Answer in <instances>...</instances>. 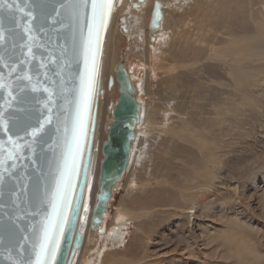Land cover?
I'll use <instances>...</instances> for the list:
<instances>
[{
	"label": "rangeland",
	"instance_id": "rangeland-1",
	"mask_svg": "<svg viewBox=\"0 0 264 264\" xmlns=\"http://www.w3.org/2000/svg\"><path fill=\"white\" fill-rule=\"evenodd\" d=\"M220 1L200 0L201 5H195L197 1L194 0L192 7L183 9L185 13L178 10L177 14L182 18L180 28L174 27L173 21L167 24L169 29L164 31L163 36H158L151 50L150 61L147 58L145 30L142 36L125 40L118 38L115 24L110 31L107 29L106 42L104 41L103 44L104 80L111 66L115 70L120 65H126L134 75L135 88L142 89L141 99L150 102L151 126L147 147L143 146L145 149H142L147 155L142 167L140 166V169L132 174L130 179L133 181L130 180V183H128V172L117 183L118 186L116 185L114 189L106 211V222L101 230L91 234L92 243L90 242L86 247L83 254L85 259L81 264H113L112 262L117 258L122 264H264V60L250 56L248 53L243 59L241 52H231L229 49L235 50V48H231V44L222 40L223 35L216 36L215 45L209 50L208 59L203 62L206 64V74L209 76V79L208 76L206 79L217 84V90L222 89V85L225 87L223 90H227L226 92L218 90V93L222 94H218L219 100L230 99V102L240 105L242 111L222 110L226 121L224 126L230 128L231 132L225 138L224 147L218 149L221 163L214 167V184L210 188L206 187L208 192L200 201L203 208L198 207L191 211L192 218L181 215L179 208L182 209L185 205L180 203L176 206L180 199L178 197V200L172 199L176 193L169 184V181H176L178 173L168 171L167 165L170 163L178 165L179 161L173 160V162L171 159L179 156L180 150L187 151L186 143L171 136L177 128L175 125L177 115L169 112L176 109V103L179 101L176 97L180 90H186L183 83H179L180 88H176V94L173 91H166L168 88L165 85L171 74L185 73V70L177 65L179 62L171 57V53L176 50L174 49L176 36L183 35L182 29L185 27L186 30L195 29V34H198L202 23L212 22L213 16L218 12ZM177 2L183 4L184 0ZM145 15L148 17L147 13ZM138 18L139 16L136 17L135 22H138ZM175 29L178 31L176 32ZM195 36L200 37V35ZM210 62L212 65H209ZM242 65L247 67V71L248 66L254 68L251 70L252 83H249L253 97L250 94L249 103L246 100L243 103V98L234 94L237 90L236 82L239 81L235 80V73L241 72ZM237 68H240L239 71ZM224 71H227L226 75ZM182 76L186 78L185 74ZM179 80H181L180 74L177 77V81ZM148 83L151 84L149 87L151 92L147 96ZM227 93L233 95L229 96ZM117 96V94L111 95L110 99L115 100ZM190 97V94L186 95V102L190 101ZM234 99L235 101H232ZM192 102L195 105L191 107L188 104L187 111L184 108L182 111L181 109L177 111L180 116L178 118L183 117L182 119L187 120L189 125L196 123L199 112H202L198 111L197 98H193ZM166 108L169 111L167 113L169 119H165L163 115V110L165 111ZM187 132L189 133V129ZM192 155H195L194 152ZM157 172H162L160 175L167 173L168 180L166 179L164 188L159 187L157 181H152V184L145 189L135 190V183H142V179L151 178L152 174ZM123 203L132 212L134 207L137 212L144 211L145 216L133 220L126 216L125 219L123 214H119L118 221L125 220L122 227L124 237L120 245L116 244L115 247L107 243V235L112 232L113 216Z\"/></svg>",
	"mask_w": 264,
	"mask_h": 264
},
{
	"label": "bare ground",
	"instance_id": "bare-ground-1",
	"mask_svg": "<svg viewBox=\"0 0 264 264\" xmlns=\"http://www.w3.org/2000/svg\"><path fill=\"white\" fill-rule=\"evenodd\" d=\"M177 1L178 0H115L108 25L109 28L107 27V29L110 31V28L115 24L118 38L125 40H133V38L142 36L141 34H143V31L145 30L147 58L150 61L152 56L151 50H153V47L158 40V36H163L164 31L169 29L167 24L170 21H173L172 23H174V27L179 29L182 18L177 14L179 12L178 10L184 12L183 9L193 6L192 2L194 0H184L183 4H179ZM196 1L195 5H201L200 0ZM218 7V12L213 16L212 22L202 23V27L199 28L200 33L195 34V29L186 30V27L182 29L181 33H183V35H177V33H175V35H177V42L176 48L174 49L176 50H173L171 53L172 55H170L179 62V64H176L180 65V69L183 68L182 70H185V73H178L181 76V80L179 81H177L178 74L173 75L170 73L171 75L169 74L170 76L168 77L167 85H165L168 88L166 90L167 92L173 91L175 94L176 88H180L178 85L179 83H183L182 85H184V88L186 89L184 91H178L179 95L176 98H178L179 101L176 103V109L169 112L168 108H166L165 111L163 110V115L166 119L168 112L176 113L177 124L175 123V125L177 128L173 131L171 136L175 137L178 141L187 144L186 152L180 150L181 154L171 159V161H179V164L170 163L167 165V170L176 171L178 173L176 181H169L171 188L176 193V195H173L172 199L178 200L177 197L180 199V202L177 201L176 206L183 203L185 207L183 206V208H179V210L181 211L182 216H186L189 219L192 218L190 217L191 211L198 207L203 208L200 201L204 195L207 194V189L213 186L214 167L221 161L218 158V149L224 147L226 143L225 138L229 136L231 132L230 128L224 126L226 121L222 115V110L236 112L241 108V106L236 105L235 102H230V99L229 101L226 99H218V94H220L218 92L223 90L224 86L222 85V89H218V91L217 84L215 85L214 82L211 83V80L206 79V76H208L206 74L207 68L205 67L206 64L203 62L208 59L209 50L214 47L217 35H223L224 37H221L222 40L231 44V48H235V50H229L233 53L238 51L241 52V55L243 54V59L248 53L250 56H255V58L260 57V59L264 60V0H221ZM146 13L148 14V17L145 15ZM184 13L183 15L185 16ZM138 16V22H135V19ZM169 18H171V20H169ZM175 31L177 32L178 30L175 29ZM195 35H200V37H196ZM104 41L106 42V39H104ZM104 51L105 47L103 46L100 71L98 74L97 92L92 110V122L95 121V130L93 132L92 159L88 175V183L91 191L86 190L85 192L83 208L81 209L82 211L78 222L79 225L83 226L81 231L83 242L76 255L71 260V264H81L85 259L83 254L88 244L92 241L91 234H93L96 229L98 231L101 230L106 222V211L117 183L120 182V179L127 172L129 173L128 183H130L132 174L136 173V170L140 169V166L142 167L147 156L143 153L142 149L147 147L146 143H148L147 138L149 136V127L151 126V120L149 119L150 102L144 101L143 98L141 99L140 92L142 89L140 90L138 87L135 88L134 75L126 65H120L115 70L114 67L111 66L108 69V74L105 76L104 80L102 74L105 60ZM249 59L250 58H248V60ZM231 63L232 62L229 64L231 65ZM214 64H216V62ZM209 65H212V62H210ZM240 67L241 72L238 74L235 73V80H239L236 82V93H231H234L236 97L243 98V100L241 99L242 101L246 100L247 103H249V96L252 93V90L249 88V83H252L251 75L253 74L251 73V70L254 68L248 66L247 71L245 65ZM173 68H175V66H173ZM216 68L218 67L216 66ZM212 73L215 74L214 72ZM226 73L227 71L225 72V75ZM182 74H185L186 78L183 77ZM232 79L230 78V80ZM125 85H127V87H125ZM147 86L148 96L151 92V88H149L151 84L148 83ZM223 91L226 92L227 90ZM228 93L230 92L228 91ZM114 94L118 95L117 99L111 100L110 96ZM187 94L191 95L190 101L188 100L189 102H186L187 100L185 97ZM251 96L253 97L252 94ZM121 97H125L131 105L134 119L130 127V139L127 142L128 153L126 163H124L122 168L119 169L117 161L111 158V156L115 154V150H112L109 144H111L110 130L116 121L114 116L115 109L118 106ZM224 97L228 98L227 96ZM193 98H197V101L199 102L198 111L201 110L202 112H199L200 114L196 119V123L189 125L187 120L182 119L183 117L178 118L180 116L177 111L180 109L182 111L183 108L187 111L189 109H187L188 104L193 107L195 105V103L192 102ZM232 101H235V99ZM169 102H171V100H169ZM236 102L238 101L236 100ZM220 104L223 106H220ZM211 108H213V110H211ZM240 111H242V109ZM188 129L189 133L187 132ZM172 130L174 129L172 128ZM91 134L92 131H90L89 135ZM106 146L109 147L107 152L104 151ZM192 152H194L195 155H192ZM160 173L162 172L153 173L151 178H144L141 181L142 183H135V190L145 189L152 184V181H157V185L164 188L163 186L166 183L167 173L162 175H160ZM101 193H103L101 196L103 206L97 209L95 206L96 202L94 194L99 195ZM124 204L125 203L120 205L119 209L113 216L112 223L114 228L112 232L107 235V243L114 246L116 244L120 245V242L124 237L122 234V227L125 224V220L118 221L119 214H123L124 217L126 216L133 220L140 219L143 215L145 216L144 211L137 212L135 211L136 207H134L132 212L131 210H128ZM176 206L174 205V207ZM85 209H87V211H85ZM150 211H152V209ZM96 215L101 216V221L99 223L94 221ZM126 217L125 219H127ZM140 260L143 261V259ZM112 263L122 264L119 258Z\"/></svg>",
	"mask_w": 264,
	"mask_h": 264
},
{
	"label": "snow or ice",
	"instance_id": "snow-or-ice-1",
	"mask_svg": "<svg viewBox=\"0 0 264 264\" xmlns=\"http://www.w3.org/2000/svg\"><path fill=\"white\" fill-rule=\"evenodd\" d=\"M4 3L5 0H0V11L4 10ZM12 4L16 5L15 10L24 12V9L19 7L18 0H12ZM27 4L30 10L24 12V15L31 19L20 25L22 31L9 30L12 34L10 38L19 45L21 55L17 58L18 64L13 65L0 55V65L7 69V79L11 80L15 73L16 80L31 82L32 77L29 73L32 64L27 57L31 55L34 59L32 44L35 37L32 21L37 19L35 15L37 9L40 10L41 16L53 18L54 13L55 16L63 17L64 21H67L70 46L62 49L63 67L70 69L73 64H82L83 67L80 71L69 72L67 79L62 76L60 81L53 80L51 89L48 86L43 88L32 86L29 89L26 84L17 85L20 92L25 94L29 91L46 94L31 97L34 105H39L33 108V111L38 113L34 118L31 116L21 118L16 115L17 112L25 110L14 107L13 102L17 106L24 104L28 102L27 96H16L11 83L5 82L6 77L0 75V93L7 92L11 97V101H6L5 111H0V129H3L8 142L15 148L16 141L23 138L20 136L21 132L25 137H31L30 147L47 143L44 138L51 137L52 143L48 144V149L56 158L54 172L46 179L42 189L37 187L40 209L35 214L41 216L39 223L30 226L28 230L30 234H25L24 229L18 224L15 225V231L20 232L22 241H30L31 252L25 256L24 243H19L20 255L14 264H64L62 257L71 264V256L75 254L83 228L78 224V220L83 208L84 193L85 190L91 191L88 183V168L91 164L89 128L98 85L96 56L102 39L101 33L113 11V0H58L57 3L51 4H46L44 0H27ZM61 23L63 24V21ZM3 46L4 37L0 32V47ZM25 48L27 54L24 53ZM41 66L45 67L43 64ZM57 84L58 88L55 87ZM57 148L60 150L58 157ZM32 151L35 153L34 147ZM16 158L14 151H10L6 157ZM2 164L3 162H0V166ZM4 182L5 177L0 175V187ZM18 186L22 192H27V186ZM3 195L4 193L0 191V197ZM102 195L103 193L94 194L97 209L103 206Z\"/></svg>",
	"mask_w": 264,
	"mask_h": 264
},
{
	"label": "water",
	"instance_id": "water-1",
	"mask_svg": "<svg viewBox=\"0 0 264 264\" xmlns=\"http://www.w3.org/2000/svg\"><path fill=\"white\" fill-rule=\"evenodd\" d=\"M46 4L57 3L58 0H44ZM19 7L24 9V12L30 10L27 0H18ZM115 0H113L114 8ZM11 5V8H9ZM2 11H0V32L3 33L4 46L0 47V55H3L9 63L13 65L18 64V57H20V49L18 43L11 39L10 29L22 31L20 25L27 23L28 16L24 15V12L15 10L16 5L12 4V0H5ZM36 20L32 21L33 24V36L35 40L32 44V51L34 53V59L31 55H28V59L31 60L32 77L31 82L27 80H16L15 73L11 80L7 79V69L0 65V75L6 77L5 82L11 83L12 91L16 96L25 97L27 101L24 104L16 105L13 102L14 107H20L25 111L17 112L16 115L24 118L26 116L35 117L38 115L33 111L34 105L31 101V97L34 95H46L43 93H31L30 91L25 94L20 92L17 85L26 84L31 89L32 86H38L43 88L48 86L50 89L53 87L52 81H60L63 76L67 79L69 72H76L82 70L83 65L73 64L70 69L63 67V59H61L62 49L70 46V33L67 30V21H64L63 17H57L53 13V18H48L46 15L41 16L40 10L35 12ZM112 12L108 19L106 28L101 33L100 48L96 56L98 73L103 49V43L107 27L111 18ZM63 21V24L61 23ZM26 39V38H25ZM14 45H16L14 47ZM24 53L27 54V48L24 49ZM11 58V59H9ZM53 61H58L53 63ZM45 65L42 67L41 65ZM46 74V75H45ZM98 79V77H97ZM55 87H59L57 84ZM6 101H11V97L7 95V92L0 93V111H5ZM95 102V98H94ZM92 105V110L94 106ZM61 103V101H58ZM92 110H91V123L89 128L92 134L89 135L91 144V159H92V146H93V132L95 130V121L92 122ZM116 121L110 130V147L115 150V154L111 158L117 161L119 169L126 163L127 159V142L130 139V127L134 119L133 109L125 97H121L118 106L115 109ZM23 137L16 141V146H13L8 142L7 137L4 134L3 129H0V162H3L0 166V175L5 177V182L0 191L4 193L3 197H0V264H14L19 258L18 245L23 242L19 231H15V225L18 224L20 228L25 230V234H30L28 231L32 224L39 223L41 216L35 213L40 209L39 193L37 187L43 188L46 179L55 170V159L53 152L48 149V144L52 143L51 137H45L47 143L41 145L29 146L30 136L25 137L23 133H20ZM55 136V132H52V137ZM35 148L33 153L32 148ZM109 147L106 146L104 151L107 152ZM14 151L16 153V159H6L8 153ZM59 148L56 149V157L59 156ZM87 154V152H86ZM43 157V159H42ZM51 162V164L49 163ZM14 165V167H13ZM7 169V171H6ZM90 166L88 168V175ZM11 172V175L9 173ZM18 185L27 186V192L21 191ZM118 186V185H117ZM106 187V186H105ZM86 192V190H85ZM114 192V191H113ZM85 196V193H84ZM19 197V198H17ZM15 201V203H13ZM19 205V207H17ZM82 211V210H81ZM81 215V212H80ZM80 219V216H79ZM15 221V224H13ZM94 221L99 223L101 216L96 215ZM79 222V220H78ZM100 229V228H99ZM97 230V229H96ZM96 241V239L94 240ZM83 235L80 234V242L76 245L75 254L71 256V260L76 255L77 251L82 245ZM24 243L25 256L30 254L31 249L29 242ZM92 243V241H91ZM64 264H68L64 258H61Z\"/></svg>",
	"mask_w": 264,
	"mask_h": 264
}]
</instances>
